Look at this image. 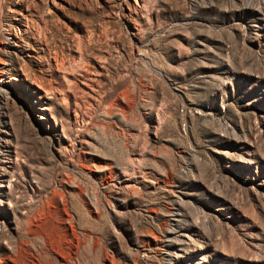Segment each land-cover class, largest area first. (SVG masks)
<instances>
[{
    "label": "rangeland",
    "instance_id": "rangeland-1",
    "mask_svg": "<svg viewBox=\"0 0 264 264\" xmlns=\"http://www.w3.org/2000/svg\"><path fill=\"white\" fill-rule=\"evenodd\" d=\"M0 181V264H264V0H0Z\"/></svg>",
    "mask_w": 264,
    "mask_h": 264
},
{
    "label": "bare ground",
    "instance_id": "bare-ground-1",
    "mask_svg": "<svg viewBox=\"0 0 264 264\" xmlns=\"http://www.w3.org/2000/svg\"><path fill=\"white\" fill-rule=\"evenodd\" d=\"M4 183L5 181H0V188H4ZM7 185H9V183L7 182ZM7 187V186H6ZM3 193V192H2Z\"/></svg>",
    "mask_w": 264,
    "mask_h": 264
}]
</instances>
